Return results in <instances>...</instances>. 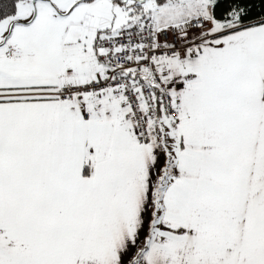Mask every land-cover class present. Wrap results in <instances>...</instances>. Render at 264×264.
<instances>
[{"label":"snow or ice","instance_id":"1","mask_svg":"<svg viewBox=\"0 0 264 264\" xmlns=\"http://www.w3.org/2000/svg\"><path fill=\"white\" fill-rule=\"evenodd\" d=\"M0 264H264V0H0Z\"/></svg>","mask_w":264,"mask_h":264}]
</instances>
